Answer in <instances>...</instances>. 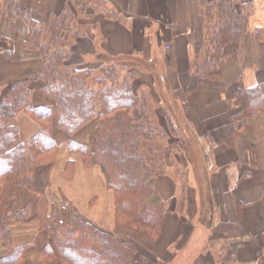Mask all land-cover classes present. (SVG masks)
I'll list each match as a JSON object with an SVG mask.
<instances>
[{"label": "trees", "instance_id": "1", "mask_svg": "<svg viewBox=\"0 0 264 264\" xmlns=\"http://www.w3.org/2000/svg\"><path fill=\"white\" fill-rule=\"evenodd\" d=\"M21 2L0 0V18L11 22L21 19L26 24L28 36L23 45L37 54L39 68L30 79L0 87V247L7 249V254L0 256V264H26L27 247L12 245L9 220L18 224L35 220L44 232L48 243L39 252L37 264H147L132 242L99 229L69 200L48 192L49 172L58 148L55 131L71 137L95 120L92 142L68 139V152L79 154L85 165L100 168L114 195L116 227L157 241L167 203L158 195L155 182L161 177L176 180L171 172L177 167L178 152L187 158L189 173L193 172L202 193L208 190L206 171L200 172L197 166V140L192 138L178 104L170 108L167 101L171 91L165 69L158 59L147 63L134 55L98 57L97 61L105 65L95 75L91 69L70 62L73 47L85 35L81 19L90 21L101 16L120 20L109 0H66L67 7L58 15L50 13L42 24L34 20L29 9L22 8ZM247 5V0L196 1L204 32L202 41L191 46L187 93L196 91L200 81L220 76L234 57L227 48L235 45L245 30ZM75 12L81 17H74ZM255 38L259 40L261 34L256 33ZM138 71L150 76L159 87L165 125L158 105H151L148 85L140 83L144 89H135ZM35 82L40 85L37 94L47 103L34 104L38 97ZM239 84L228 100L230 110L242 107L240 115L237 112L231 116L237 127L222 140L228 147L233 145L245 118L257 113L264 116V86L243 88ZM19 111L39 126L38 132L23 142L13 124ZM171 137L181 138L185 144ZM180 186L176 210L182 213L185 183ZM24 192L38 199L19 207ZM211 207L205 193L200 209L205 228L212 223Z\"/></svg>", "mask_w": 264, "mask_h": 264}, {"label": "crops", "instance_id": "2", "mask_svg": "<svg viewBox=\"0 0 264 264\" xmlns=\"http://www.w3.org/2000/svg\"><path fill=\"white\" fill-rule=\"evenodd\" d=\"M109 1L118 12L120 20L110 21L95 16L94 20L88 21L84 37L73 47L70 62L80 67L84 61L98 59L102 55H134L147 63L158 59L164 67L166 83L182 110L192 138L197 140V166L200 172L206 171L208 180V190L202 193L193 172L188 173V180L184 182L185 228L176 237L173 250H182L196 236L199 237L200 232L206 235L204 242L201 241L194 258L189 255L188 264H264V116L257 113L245 118L233 145L228 147L222 143L238 125L237 121L231 120V116L237 112L240 115L242 107L232 111L228 104L238 84L243 88L261 84L264 86V0H247L249 6L245 10L248 13L245 30L238 42L227 48L234 53V57L224 66L220 76L200 81L197 90L190 93L186 92V82L190 73L191 46L202 41L204 32V19L196 12L197 0ZM67 5L66 0L21 2L22 8L29 9L39 24L44 23L45 17L50 13L58 15ZM14 31L16 36L13 35ZM258 32L261 38L256 40ZM27 36L28 28L21 19L11 22L0 18V87L30 79L37 74V54L23 45ZM33 87L35 96L38 95L34 104L47 103L37 94L40 85L35 82ZM13 124L17 127L19 136L26 129L25 135L28 138L39 129L24 111L18 112ZM28 124H34L32 132L29 131ZM86 126L78 133L77 137H81L80 139L72 138L75 142H92L96 121L92 128L87 129ZM54 136L56 137L55 133ZM87 136L88 142L85 140ZM56 140L58 151L55 161L61 159L62 164L58 169L57 184L53 183L52 173L50 174L48 192L69 200L99 229L112 233L114 231L113 234L118 236L124 235L126 231L115 225L113 194L108 190L100 169L85 165L79 154L70 156L66 147L67 140H63L61 151L57 137ZM67 160L75 163L71 180H64L60 176ZM92 176L94 179L91 180ZM86 177L89 178L87 187L79 185L81 179ZM166 179L167 181L158 178L156 187H160L159 190L155 189L175 211L180 186L176 180ZM162 185L168 188L167 192L163 191ZM57 192L61 194L57 196ZM205 193L209 195L212 204V223L207 228L200 221ZM22 194L26 196L23 205L27 202L35 203L38 199V196L30 199L27 192ZM100 206L102 211L99 210ZM174 223L175 220L168 226L172 228ZM26 224H16L18 236L15 238L12 228L8 226L12 232V245L15 246V240L23 241L18 246L27 247L26 264H37L38 254L48 241L38 223L35 228L37 233L24 236L19 225ZM164 226L165 224L161 238L165 232ZM159 241L160 238L157 242ZM6 254L7 249L0 247V256ZM173 257L172 252L166 251L163 258L160 256L157 260L168 264ZM178 258L179 255L174 261ZM147 264L155 263L148 261Z\"/></svg>", "mask_w": 264, "mask_h": 264}, {"label": "rangeland", "instance_id": "3", "mask_svg": "<svg viewBox=\"0 0 264 264\" xmlns=\"http://www.w3.org/2000/svg\"><path fill=\"white\" fill-rule=\"evenodd\" d=\"M74 14H75L74 17H78L79 16L76 12ZM79 17H81V16H79ZM80 22L82 23V27H83L82 30L86 31L88 29L86 27L88 21L85 20V19H81ZM76 61H79V59H77ZM71 63H74V62H71ZM103 65H105V64H103L102 62L97 61V58H93V59L90 58V60L88 62L87 61L83 62V67L82 68L91 69L92 73L95 75V74L98 73V70L101 67H103ZM82 68H79V69H82ZM122 75L124 76L125 73H123ZM138 75H139L138 79L135 82V85H136L135 89H137V90L144 89V88H142V86L138 85L140 83L142 85H148V87L150 89V91H148V92H150L151 105L154 108H155V105H158L157 109H158V113H160L159 117L161 119L162 125H165V123H166V121L164 119V112L165 111H163L164 107H163L162 102L160 101L161 99L159 98L158 91H157V89L159 87L157 86L156 82H155V85H154V82H153L152 78L150 76H148L147 74L138 71ZM154 88L156 89V91H155ZM170 93H171L169 95V99L170 100H167V101H169L170 108L174 107V109H175V105L177 104V100L174 97V95L172 94V92H170ZM41 98L44 99L42 96H41ZM94 121L95 120H92L90 123L87 124V126H86L87 129L88 128H92L94 126ZM184 126H185L184 128H187L186 124ZM28 128H29V131L32 132V129L34 128V124H28ZM25 132H26V129H24V132L20 136V141L21 142L25 141L29 137L28 135H25ZM78 133L76 135L70 137V136H66L65 134H63V133H61V132H59L57 130L55 131V135H56V137L59 140L61 151H63L62 150L63 149V140H68V139H72V138L80 139L81 137H77ZM183 134H181V136ZM171 138L174 139L173 141H179V143L180 142L181 143L184 142V140H183L184 138L183 137H181V138H183L182 140H181V138H177V137L176 138L171 137ZM85 140H86V142H88L89 136H87L85 138ZM184 144H185V142H184ZM177 149L179 150L180 147L177 148ZM183 149H184V147H183ZM189 150H190L191 155L193 156L195 154V151L192 150V147ZM57 151H58V148H57ZM57 151H56V154H57ZM67 151H68V149H67ZM183 151H185V150H183ZM178 153L179 154L177 155V159L175 160V162H176L175 164H177V167L174 170L175 172H171V175L176 179L177 185L180 186V185H182L184 182H186L188 180V173H189V169L190 168L188 169V163L189 162H187V158L185 157V155L183 153L180 154V152H178ZM56 154H55V158H56ZM68 154L70 156H74V154H72L70 152H68ZM65 156H67V154H65ZM55 158H54V161H53L54 165L52 164V167H51L50 172H49V181H50V174L52 173V181H53L54 184H57L58 183V181H57V173H58V169L60 168V166L62 164V160L58 159L57 161H55ZM90 166H92V165H90ZM93 166H96V165H93ZM96 167H98V166H96ZM74 168H75V163L72 160H67L65 162V164L63 165V168H62V170L60 172V176H62L64 178V180L65 179L66 180H71V178H72V176L74 174ZM185 170H186V172H185ZM69 171H71L70 172L71 175H70V177H67L66 173H68ZM88 179H89L88 177H86V179L82 178L81 182L79 183V185L87 187ZM92 179H94L93 176H92L91 180ZM160 179H164L165 181H167L166 177H161ZM159 187H160V185L159 186L157 185V187H156V182H155V188L159 190ZM180 187L178 189V199L180 198L179 197L180 196V191H181ZM163 188H164L163 189L164 192L168 191V188H166L164 186H163ZM60 194L61 193L57 192V196H59ZM112 194H113V192H112ZM25 197H26L25 195L22 196L20 198V200L18 201V206L19 207H21L23 205ZM28 197L30 199H32L33 197H36V195L32 194V193H28ZM113 200H115L114 199V195H113ZM166 206H167V208L165 209V213H164V224H165L164 231L165 232H164V235H163L162 238L160 236V241L159 242H157L159 239L157 241H150V240H148V239H146V238L134 233L133 231H130V229L129 230L128 229H124V231H126V232L123 233L124 235L120 234V236H118L116 233L113 234L114 231H113V233L110 232V231L109 232L106 231V232L112 234L115 237H118L121 240H124V241H127V242L128 241L132 242L136 246V248L139 251V253L142 255L143 259L145 261H147L146 263H148V261H150L152 263L154 262L155 264H164V263L158 262L157 259L160 256L163 258V255L165 254V252L166 251H170V252H172L174 254V257L171 260V262L168 263V264H188V263H190V261H188L189 255H190V258H194L198 254L199 247L201 246V241L204 242V239H205L206 235L199 232L200 236L199 237L198 236H196V237L194 236L195 239L192 242H190L188 246L183 245V246H186V247L183 248L182 250L174 251L173 250V243H174L176 237L180 233H182L184 231V228H185V225H184L185 221L183 220V218L185 216V213H183L184 212L183 211L182 212L183 214H182V213H180V211L178 212V210H176V208H175V211H174L169 205H166ZM99 210L102 211V207L101 206L99 207ZM174 220H175L174 226L171 228L168 225L170 224V222H174ZM114 221H115V204H114ZM36 223L37 222H35V220H34V221L29 222L28 224L25 223L26 225H19L20 229L22 230L23 235L24 236H28L32 232L37 233L38 231H36V229H35L36 226H37ZM16 224H18V223L13 222L12 220L8 221V226L10 228H12V232H14L13 233L14 238L18 236V231H16V229H15L16 228L15 226H17ZM125 234H128V235H125ZM22 243H23V241H16L15 240L14 245L16 246V245H19V244H22ZM177 255H179V258L176 261H174V259L176 258Z\"/></svg>", "mask_w": 264, "mask_h": 264}]
</instances>
